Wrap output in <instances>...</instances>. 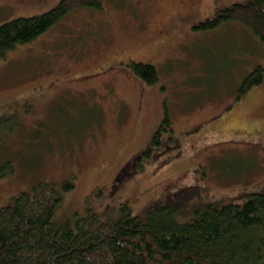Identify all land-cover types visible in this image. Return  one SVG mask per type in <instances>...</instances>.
<instances>
[{"label": "rangeland", "instance_id": "1", "mask_svg": "<svg viewBox=\"0 0 264 264\" xmlns=\"http://www.w3.org/2000/svg\"><path fill=\"white\" fill-rule=\"evenodd\" d=\"M137 1L117 0L112 24L103 18L110 0H96L98 9L71 3L77 7L48 30L0 58V158L14 168L0 179V207L47 180L60 197L58 222L87 207L117 216L125 202L136 214L180 206L186 220L207 200L243 204L264 189V39L238 21L197 27L250 0H143L155 26L196 8V23L161 34L147 20L134 26ZM8 2L0 0V24L50 8ZM129 61L153 64L157 81H141ZM257 67L261 82L240 95ZM165 111L172 132L148 158ZM67 180L73 188L63 191ZM95 187L104 197L87 203Z\"/></svg>", "mask_w": 264, "mask_h": 264}, {"label": "trees", "instance_id": "2", "mask_svg": "<svg viewBox=\"0 0 264 264\" xmlns=\"http://www.w3.org/2000/svg\"><path fill=\"white\" fill-rule=\"evenodd\" d=\"M71 3L92 8L98 4L60 0L38 15L1 23L0 58L48 30L77 7ZM132 10V23L141 24L142 12ZM225 21H238L264 39V0L232 3L197 27L209 29ZM127 67L148 85L158 79L149 62L129 61ZM261 71L257 67L242 79L240 95L261 82ZM165 132H172L166 111L144 156L151 157V147L161 144ZM13 171L11 162L0 158V179ZM61 188L69 191L73 182L67 180ZM250 195L243 204L207 200L186 220L180 218V206L157 203L136 214L125 202L118 204L117 216L87 207L83 216L58 222L60 197L55 184L43 180L0 207V264H264V189ZM103 197V188L95 187L86 202Z\"/></svg>", "mask_w": 264, "mask_h": 264}, {"label": "flooded vegetation", "instance_id": "3", "mask_svg": "<svg viewBox=\"0 0 264 264\" xmlns=\"http://www.w3.org/2000/svg\"><path fill=\"white\" fill-rule=\"evenodd\" d=\"M50 1V2H49ZM60 0H9L7 6L9 8L13 9H23V8H46L50 7L49 9H52L57 6L58 2ZM100 1V0H98ZM112 3V6L109 4V9L107 10L106 13H103V18L108 24H112V17H111V12L110 10L114 7L116 4L117 0H110ZM130 5H132V0H129L128 2ZM54 4V6L52 5ZM52 6V7H51ZM143 6V0H138L136 3V8L142 12V17H141V24L140 21L137 24L139 27L147 20V25H150L151 22L153 23L154 26H152V30H159V33H163L166 30L173 29L175 27H179L182 23H189L191 21H194V16L197 12L196 8L194 6H187L185 8H180L177 10L174 14H176L174 17H169L165 22H163L160 26H155L154 22L157 21V17H147L145 13H143L142 10ZM102 7V5H101ZM100 8L99 4H97V8ZM47 9V11L49 10ZM182 10V11H181ZM132 17V16H131ZM134 17V16H133ZM151 19L154 21H151ZM189 21V22H188ZM114 25V24H113Z\"/></svg>", "mask_w": 264, "mask_h": 264}]
</instances>
